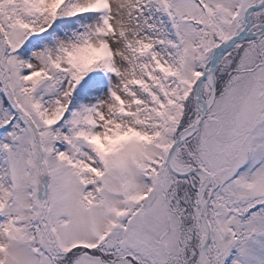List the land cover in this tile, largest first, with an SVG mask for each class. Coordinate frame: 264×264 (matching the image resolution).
<instances>
[{"label": "snow or ice", "instance_id": "1", "mask_svg": "<svg viewBox=\"0 0 264 264\" xmlns=\"http://www.w3.org/2000/svg\"><path fill=\"white\" fill-rule=\"evenodd\" d=\"M0 264H264V0H0Z\"/></svg>", "mask_w": 264, "mask_h": 264}]
</instances>
